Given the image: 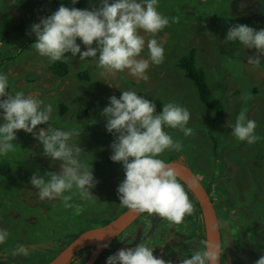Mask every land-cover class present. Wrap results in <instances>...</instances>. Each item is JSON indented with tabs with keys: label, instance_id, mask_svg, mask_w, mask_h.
Segmentation results:
<instances>
[{
	"label": "rangeland",
	"instance_id": "rangeland-1",
	"mask_svg": "<svg viewBox=\"0 0 264 264\" xmlns=\"http://www.w3.org/2000/svg\"><path fill=\"white\" fill-rule=\"evenodd\" d=\"M93 6L98 5L95 2L84 8ZM180 7L174 11L173 2L158 0V11L169 17V24L156 34L164 44V60L159 65H150L149 79L144 81L132 77L127 70L114 76H101L95 59L89 57L80 61L79 54L77 58L66 60L68 71L65 75L52 72L50 65L53 63L37 54L32 47L33 34L29 32L30 25L38 22L40 16L55 11L51 10L52 0H0V73L8 75V91H22L38 97L44 104H51L53 113L48 123L73 130L76 134L70 143L81 147L79 159L89 167L98 166V172L93 174L99 183L90 190L93 196L81 199L76 192L68 202L71 207H65L60 199L38 200L36 189L29 183L30 176L37 170L40 175L45 171H59L60 162L43 156L42 146L36 139L25 140L16 131L12 141L14 150L0 156V229L9 232L8 240L0 246L13 251L17 245L32 243L29 233L43 238L44 242L38 243L41 248L31 247L38 256H28L20 263L49 262L59 253L44 254L49 248H55L60 240H65L67 245L95 221L109 220L124 207L116 195L124 171L119 162L109 159L114 136L105 130V120L100 115L108 97L116 95L119 98L121 90L144 95L155 103L156 112L162 109L163 103L170 101L189 110L186 126L192 129L191 134L185 136L179 129H165L182 148L180 151L165 150L159 158L165 160L177 154L175 158L188 162L203 176L215 201L223 204V239L228 264H253L264 255V56L260 58L261 66L248 64L249 56L258 55L255 49L243 48L239 42L224 41L228 28L236 23L257 30L264 28V4L259 0H186ZM194 8H198V14L189 15L187 19L182 16L183 9L186 12ZM172 17L180 20L173 22ZM140 34L145 41L151 38V34ZM21 39H26L22 45ZM193 47L197 65L205 72L213 95L224 105L225 112L219 120H216L215 111L204 106L196 86L178 66L179 59ZM81 50H84L83 45ZM146 52L145 48L140 55L145 56ZM79 71H86L89 78L81 79ZM61 103L66 105L64 113ZM241 112L256 122L255 133L262 139L248 144L230 135L227 121L234 123ZM92 120L96 122L91 123ZM17 177H23L18 184L14 181ZM187 194L193 206L192 213L185 215L178 225L171 222L167 235L162 233V226L142 240L141 243L154 249V256L169 261V256L175 255L180 262L183 257H190L205 247V242L198 238V206L193 195L189 191ZM230 196L238 204L231 202ZM145 213L139 219L145 218ZM93 214L100 218L86 219ZM135 225L133 222L129 226L126 240L118 242L112 254L130 247ZM140 236L143 239L142 231ZM247 240L253 241V247ZM40 251H45L44 255ZM247 254H251L249 263ZM178 260L171 264H179Z\"/></svg>",
	"mask_w": 264,
	"mask_h": 264
},
{
	"label": "clouds",
	"instance_id": "clouds-1",
	"mask_svg": "<svg viewBox=\"0 0 264 264\" xmlns=\"http://www.w3.org/2000/svg\"><path fill=\"white\" fill-rule=\"evenodd\" d=\"M259 2L264 4V0ZM70 3L75 5L78 0ZM97 5L79 9L61 3L51 14L40 16L38 22L30 25L29 32L35 36L32 47L49 63L77 58L79 54L80 61L94 58L101 76H114L127 70L132 77L147 81L150 65H159L164 60V44L156 34L169 24V17L157 9L158 0H97ZM175 19L172 17L173 22ZM141 32L151 34V38L145 41ZM224 41L255 49L258 55L249 56L248 64L261 66L264 28L257 30L236 23L228 28ZM145 48L146 55L141 56ZM8 89V75L0 73V156L14 150L12 141L17 130L31 133L42 146V155L52 162H60L59 171H45L40 175L37 170L30 176L36 198L60 199L65 207H71L68 202L76 192L81 199L93 196L90 190L99 180L94 177L92 167L79 159L81 147L70 143L76 133L48 123L53 113L51 104H44L34 95L22 91L12 93ZM100 115L105 120V130L114 136L109 159L119 162L124 171V178L116 188L119 203L134 213L147 212L179 224L185 215L192 213L193 206L174 169L159 156L165 150H181V143L174 141L165 129H179L185 136L190 135L192 129L186 126L189 110L170 101L156 112L155 103L144 95L121 90L119 98L108 97ZM44 124H47L46 130L37 127ZM226 126L238 141L252 144L262 139L255 133L256 122L247 119L244 112L235 117L234 123L228 120ZM8 238V230L0 229V245ZM153 251L147 244L137 243L109 255L105 264H171L154 256ZM14 252L28 254L23 244L17 245ZM218 260L217 245L205 242L203 250L183 257L179 264H217ZM253 264H264V255Z\"/></svg>",
	"mask_w": 264,
	"mask_h": 264
},
{
	"label": "trees",
	"instance_id": "trees-1",
	"mask_svg": "<svg viewBox=\"0 0 264 264\" xmlns=\"http://www.w3.org/2000/svg\"><path fill=\"white\" fill-rule=\"evenodd\" d=\"M171 2H173V9L174 11L179 10L181 7L182 3H186V0H170ZM97 3V0H78V3L75 5H71L70 0H52V9L51 10H56L59 5L61 3L65 4V6H69V7H76V8H80L83 9L85 7V5H90L92 3ZM84 3V4H83ZM83 5V6H82ZM178 8V9H177ZM198 8H194L191 10H187L186 12H184V9L182 10V16L185 15L186 19L189 15H193L197 13ZM198 14V13H197ZM177 22L180 20L179 18L176 17ZM26 39H21V45L23 42H25ZM31 41H35V36L33 34ZM178 66L184 71L185 76L190 79L194 85L196 86L197 90H198V94L200 97L201 102L204 104V106L206 108L212 109L213 111H215V115H216V120L221 119V117L224 114V105L221 101L220 98L215 97L213 95L212 89L207 81V77L205 72L203 71V69L201 67H199L200 65H197V60H196V49L190 48L186 54H184L178 62ZM50 69L52 70V72L57 73V74H63L65 75L66 72L68 71V64L66 60H61V61H56L53 62V64L50 65ZM79 77L83 80H87L89 78V75L86 71H79L78 73ZM60 109L62 111V113H64L66 111V105L65 104H60ZM214 119V121H216ZM213 121V122H214ZM38 128H46V124L44 125H38ZM17 132L21 135V137H23L25 140H34L35 138L33 137V135L31 133H26L23 130H17ZM215 140H219L217 137H215ZM177 156V154H172L169 155L167 160H170L172 158H175ZM92 167V166H91ZM89 167V168H91ZM93 169V173L96 174L98 172V166L95 164ZM95 170V171H94ZM23 178V177H22ZM22 178H16L14 181H16V184L19 183V180H21ZM179 179V178H178ZM179 181H181L179 179ZM181 183L184 185L185 189H187V191H189L191 194H193L191 192V190L189 189V187L183 182L181 181ZM194 203L198 206L197 209H199V211H197V216H198V221H197V230H198V238L200 241H205V232H204V224L203 221L201 219V210H200V206L199 203L197 201V199L194 196ZM126 207H123L122 209L119 210V212L121 210H123ZM81 214L84 216V214H86V210L83 211V213L81 212ZM114 217V216H113ZM152 221L154 222V225L152 226L153 229H151V231L146 234L143 235V239L149 238L151 236V234L155 231V229L158 228H162V226L164 227L162 233L164 235L165 234L169 224L171 223L170 221H168L167 219L164 218H160L155 216V214L150 215ZM100 217H97L95 214L93 215H87L86 219L87 220H94V219H99ZM108 220V219H107ZM107 220H103V222L100 221H95L93 223V225L91 226H95L101 223L106 222ZM152 225V223H151ZM178 225V224H177ZM84 228V227H83ZM82 228V229H83ZM148 228V227H147ZM78 233V232H77ZM75 233V235L77 234ZM31 233H29V237H32V243L29 242V244L27 243V250H28V254L27 255H21L19 253H15L14 252V247H13V251H10L7 247H3L0 246V264H22L19 261L23 260L25 258L29 257H35L38 256L39 254H37V251L34 252L31 250V247L33 248H41L38 247V243H42L44 244V242H42L43 238H38L37 236L30 235ZM123 233H121L120 235H118V238H115L111 243L108 244L107 247H105L100 254L98 255L97 259L94 261L93 264H103V262L105 261V258L109 255L112 254V252L114 251V246L118 243L123 241V237L121 236ZM141 231L139 232L138 236L134 237V241L131 242L130 247L134 246L137 243H141L142 239H141ZM155 236H157V233H155ZM24 241V240H23ZM26 242V240H25ZM68 244V242H67ZM25 245V246H26ZM29 245V246H28ZM66 245L65 240H60L59 244L55 247V248H49L46 252L45 251H40V253H44V254H56L57 252H59L64 246ZM29 248V249H28ZM92 250H90L89 247H86L84 249H81L80 251H78L76 253V255L72 258L71 260V264H83L87 258L91 255ZM43 254V255H44ZM170 258L176 259L177 256L172 255L169 256ZM173 259H170L169 261L171 262Z\"/></svg>",
	"mask_w": 264,
	"mask_h": 264
},
{
	"label": "water",
	"instance_id": "water-1",
	"mask_svg": "<svg viewBox=\"0 0 264 264\" xmlns=\"http://www.w3.org/2000/svg\"><path fill=\"white\" fill-rule=\"evenodd\" d=\"M170 165L178 178H180L196 197L204 224L205 242L217 245L219 250V260L221 263L222 235L218 214L207 188L196 174V172L179 159L165 161ZM142 213H134L125 208L122 212L109 219L107 222L92 226L71 240L64 246L57 255L45 264H71L72 258L78 251L94 245L91 255L83 264H93L100 252L108 245L110 241L122 233L132 222H134Z\"/></svg>",
	"mask_w": 264,
	"mask_h": 264
},
{
	"label": "flooded vegetation",
	"instance_id": "flooded-vegetation-1",
	"mask_svg": "<svg viewBox=\"0 0 264 264\" xmlns=\"http://www.w3.org/2000/svg\"><path fill=\"white\" fill-rule=\"evenodd\" d=\"M172 159H176L177 160V158H172ZM172 159H170V160H172ZM164 161H168L167 159H165ZM182 161V160H181ZM182 162H184V163H186L187 165H189L188 164V162H186V161H182ZM190 166V165H189ZM193 169V168H192ZM194 170V169H193ZM195 171V170H194ZM196 172V171H195ZM196 174L199 176V178L201 179V181L203 182V184L205 185V187L207 188V186H206V183H205V179L203 178V176L201 177L197 172H196ZM180 179V178H179ZM179 179H178V177H177V180H178V182H180L181 183V181H179ZM182 184V183H181ZM183 185V184H182ZM184 186V185H183ZM207 190H208V192H209V194L211 195V198H212V200L214 201V205H215V208H216V211H217V214H218V219H219V223H220V229H221V235H222V251H221V263L222 264H228L227 263V260H226V251H225V242H224V239H223V232H224V226H223V222H222V220L223 219H225V217H224V214H225V210L221 207V206H223V204L222 203H218L217 201H215V199H214V197H213V195H212V193L209 191V189L207 188ZM186 192H187V189H186ZM193 195V194H192ZM242 196H244L243 194H242ZM193 197H194V195H193ZM196 198V197H195ZM229 199L231 200V202H234V203H236V204H238V202L237 201H235V199H233L231 196L229 197ZM238 208H240V206L238 207ZM125 209V208H124ZM123 209V210H124ZM123 210H121L120 212H122ZM120 212H118L117 214H119ZM145 213V212H144ZM144 213H142V214H144ZM116 214V215H117ZM145 215H146V217L145 218H140L139 219V217L134 221V222H136V229H135V237L136 236H138V234H139V232L140 231H142L143 232V235H146V234H148L150 231H151V229H153L152 228V226L153 225H151V223H152V219H151V217H150V215L146 212L145 213ZM139 219V220H138ZM201 219H202V213H201ZM138 220V221H137ZM148 221V222H147ZM202 221H203V219H202ZM133 223V222H132ZM131 223V224H132ZM130 224V225H131ZM135 224V223H134ZM129 225V226H130ZM127 227L122 233V235L121 236H124L123 238V240H126V238H127V236H128V234H129V231H128V229L131 227ZM148 227V228H147ZM121 234V233H120ZM119 234V235H120ZM119 237V236H118ZM118 237H116V238H118ZM156 237V236H155ZM249 237V236H248ZM253 237V239H254V242L256 241L255 240V235L254 236H252ZM115 239V238H114ZM113 239V240H114ZM112 240V241H113ZM142 240H144V239H142ZM112 241H110V243L112 242ZM205 242V241H204ZM247 243H249L250 244V246L251 247H253V241H248L247 240ZM255 246H256V242H255ZM95 246L94 245H92V246H89V248H90V250H93V248H94ZM253 252H254V250H253ZM252 252V253H253ZM247 256H248V260H246L248 263H249V259H250V256H251V254H247ZM178 258H179V256H177V258L176 259H173V258H170L169 257V260L170 259H173V260H178ZM172 260V261H173ZM178 262H179V260H178Z\"/></svg>",
	"mask_w": 264,
	"mask_h": 264
}]
</instances>
